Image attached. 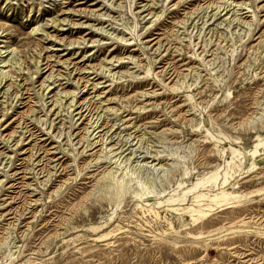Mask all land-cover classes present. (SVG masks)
Masks as SVG:
<instances>
[{
  "label": "rangeland",
  "instance_id": "rangeland-1",
  "mask_svg": "<svg viewBox=\"0 0 264 264\" xmlns=\"http://www.w3.org/2000/svg\"><path fill=\"white\" fill-rule=\"evenodd\" d=\"M257 144L264 0H0V264H264Z\"/></svg>",
  "mask_w": 264,
  "mask_h": 264
},
{
  "label": "bare ground",
  "instance_id": "bare-ground-1",
  "mask_svg": "<svg viewBox=\"0 0 264 264\" xmlns=\"http://www.w3.org/2000/svg\"><path fill=\"white\" fill-rule=\"evenodd\" d=\"M40 28V27H39ZM34 30H35V28H34ZM7 76V75H6ZM5 77V75H3L2 76V78L1 79H3ZM75 99V98H74ZM259 144H257L256 146H255V150L253 151V156L254 155H256V156H260V155H262V156H264V145L263 146H260ZM258 147L260 148V152H258ZM258 152V153H257ZM255 156V157H256ZM258 158V157H257ZM253 163V165L255 166V161H253L252 162ZM222 194V193H221ZM199 197V196H198ZM206 197V196H205ZM212 197V196H211ZM201 198V197H200ZM213 199H214V196H213ZM187 212L188 213H190V215L191 216H194V215H205L206 214V211H205V209H203V208H199V209H195V208H189V209H187ZM209 212V211H208Z\"/></svg>",
  "mask_w": 264,
  "mask_h": 264
}]
</instances>
